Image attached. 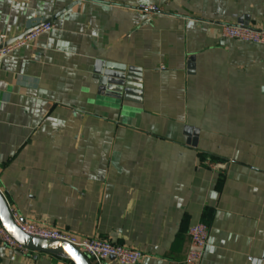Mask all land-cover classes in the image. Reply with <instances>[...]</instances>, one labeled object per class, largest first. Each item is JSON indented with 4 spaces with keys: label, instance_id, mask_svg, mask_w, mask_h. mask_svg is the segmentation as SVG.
Masks as SVG:
<instances>
[{
    "label": "crops",
    "instance_id": "0c3cea01",
    "mask_svg": "<svg viewBox=\"0 0 264 264\" xmlns=\"http://www.w3.org/2000/svg\"><path fill=\"white\" fill-rule=\"evenodd\" d=\"M241 18L264 28V0H0V45L54 24L0 61L11 210L138 264H183L203 221L200 264H264V45L219 35ZM99 61L141 69L142 100L100 93ZM0 264L74 263L0 243Z\"/></svg>",
    "mask_w": 264,
    "mask_h": 264
},
{
    "label": "built area",
    "instance_id": "2783aa9c",
    "mask_svg": "<svg viewBox=\"0 0 264 264\" xmlns=\"http://www.w3.org/2000/svg\"><path fill=\"white\" fill-rule=\"evenodd\" d=\"M13 2H29L30 0H10ZM141 9L158 12L160 7L155 4L142 5ZM53 22L45 21L37 24L33 29L20 39L13 42L6 41L5 35H1L0 61L9 56L17 49L31 43L41 34L51 31ZM219 35L224 39H234L264 45V28L246 25L243 23H221ZM13 212V211H12ZM15 223L27 234L42 238L66 241L81 250L90 259L92 264H104L110 258H115L120 264H138L143 253L135 248L116 244L107 240L91 237H78L70 231L48 226L33 220L21 219L13 212ZM189 247L183 264H200L209 238V225L199 221L192 225L188 231ZM0 243L11 249L27 251L28 249L19 244L4 228L0 221Z\"/></svg>",
    "mask_w": 264,
    "mask_h": 264
},
{
    "label": "water",
    "instance_id": "95a60500",
    "mask_svg": "<svg viewBox=\"0 0 264 264\" xmlns=\"http://www.w3.org/2000/svg\"><path fill=\"white\" fill-rule=\"evenodd\" d=\"M239 23H250L241 18ZM29 29L17 39L29 33ZM13 40V41H15ZM9 41V42H13ZM193 59V58H192ZM96 78L99 81V91L119 101L142 100V73L141 69L132 65L116 63L112 61H99L95 69ZM190 132V129L187 128ZM197 134V131H195ZM197 136L188 138V142L196 145ZM0 221L7 232L23 247L42 253L62 255L74 264H92L90 259L76 246L62 240L42 239L25 233L14 220L10 205L0 190Z\"/></svg>",
    "mask_w": 264,
    "mask_h": 264
},
{
    "label": "trees",
    "instance_id": "16d2710c",
    "mask_svg": "<svg viewBox=\"0 0 264 264\" xmlns=\"http://www.w3.org/2000/svg\"><path fill=\"white\" fill-rule=\"evenodd\" d=\"M202 159H207V160H216V157H214L213 155H209V154H202Z\"/></svg>",
    "mask_w": 264,
    "mask_h": 264
}]
</instances>
